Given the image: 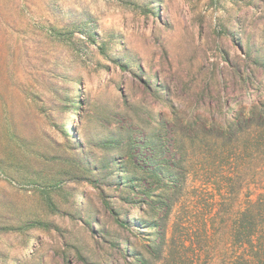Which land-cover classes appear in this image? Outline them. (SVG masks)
Listing matches in <instances>:
<instances>
[{"label":"rangeland","instance_id":"374dc122","mask_svg":"<svg viewBox=\"0 0 264 264\" xmlns=\"http://www.w3.org/2000/svg\"><path fill=\"white\" fill-rule=\"evenodd\" d=\"M31 96L46 108L48 175L61 182L0 175V264L146 255L164 187L152 169L165 173L183 154L188 179L170 224L197 221L201 240L205 219L210 237L200 244L229 252L211 220L245 206L248 172L216 162L206 174L203 153L242 143L204 145L196 134L264 103V0H0V100L18 122Z\"/></svg>","mask_w":264,"mask_h":264},{"label":"trees","instance_id":"16d2710c","mask_svg":"<svg viewBox=\"0 0 264 264\" xmlns=\"http://www.w3.org/2000/svg\"><path fill=\"white\" fill-rule=\"evenodd\" d=\"M27 102L28 111L17 122L0 100V175L10 176L18 182L27 181L32 185H57L61 180L55 175H48L52 172L51 153L46 149V136L40 124L41 119L46 116V108L40 96L27 97ZM8 125L12 127L9 133L6 132ZM196 135L204 145L210 144L208 139L214 140L213 142L226 139L228 144H236L237 141L242 143L240 152L234 149L236 153H203V160H206L205 157L208 158L207 161L212 160L210 166L209 162L205 163L206 174L211 167H216V162L219 165L227 162L234 168L244 163L248 172L249 192L245 206L233 208L231 217L226 222L211 220L214 233L219 236L225 233L227 236L230 242L229 252H222V248H218L210 255L200 244L202 241L206 243L205 240L210 237L209 229L206 228L208 221L205 219L202 225L206 235L201 240L196 232V228L199 229L197 221L177 219L170 224L173 210L185 194L188 179L183 170L187 156L183 154L171 163V168L168 167L165 173L152 169V178L161 176L158 180L164 184L158 197L162 213L154 221V239L148 241L146 255L137 252L134 258L126 261L129 264H264V103L253 101L248 109L240 106L233 111L231 120L221 130L204 125ZM6 136L15 139V147L6 149ZM207 154L209 155L206 156ZM76 174L72 177L73 181H78ZM235 178L237 179L236 174L227 177L230 186L236 181ZM258 178L260 188H252L251 183ZM176 190L179 193L173 197ZM230 191L234 192L233 188ZM19 227L21 225L17 226ZM4 228L10 227L6 225Z\"/></svg>","mask_w":264,"mask_h":264}]
</instances>
